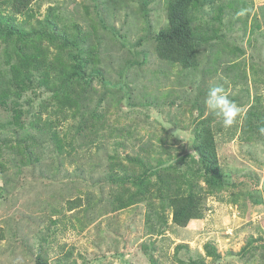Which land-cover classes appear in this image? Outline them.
Returning <instances> with one entry per match:
<instances>
[{
	"label": "rangeland",
	"instance_id": "374dc122",
	"mask_svg": "<svg viewBox=\"0 0 264 264\" xmlns=\"http://www.w3.org/2000/svg\"><path fill=\"white\" fill-rule=\"evenodd\" d=\"M167 12L168 0L0 4V264H264V0H194L188 68L157 57ZM52 28L90 74L64 96L55 74L76 50ZM217 84L241 108L229 127L205 103ZM204 123L216 185L192 149ZM162 151L169 175L130 197ZM177 196L198 209L180 224Z\"/></svg>",
	"mask_w": 264,
	"mask_h": 264
},
{
	"label": "trees",
	"instance_id": "16d2710c",
	"mask_svg": "<svg viewBox=\"0 0 264 264\" xmlns=\"http://www.w3.org/2000/svg\"><path fill=\"white\" fill-rule=\"evenodd\" d=\"M34 1L36 0H0V4L3 2L9 4L11 10L16 14H19L27 10ZM193 6L194 0H168V26L159 31L155 38L157 57L178 63L183 66V68L194 67L195 65L196 48H194L193 44H195L194 39L196 36V30L192 25L194 20L192 14ZM3 19L4 18L0 15V25L2 24ZM6 29L11 31L9 27ZM13 32L19 36L23 34V32H20L19 30H14L10 33ZM49 36L51 39L61 40V44L64 48L68 47L76 50V52L71 55L72 64L70 69L67 71H59L58 73L56 71L55 74L57 77L54 79L58 82V88L60 92L63 93L62 96H64L68 94V91H76L82 83H88L87 78L90 74L86 73L87 61L83 58L77 40L66 38L65 35L55 34L53 28ZM29 57L30 56L24 55L23 62H27ZM93 73L99 75L100 72L96 71ZM206 125L207 124H201L197 127L192 140V149L202 162L201 165L202 168H204L203 171L204 175H206L207 183L209 185H216L221 173L216 156L215 142L208 125ZM44 126H48V124H45ZM161 158L165 160H162ZM134 160H136V158H134ZM159 160V165L157 167L150 166L148 170H145L143 176H137V178L133 180L132 183L135 185L136 193L130 195V197L134 198L135 195L147 191V187L150 183L148 181L149 176L156 175L159 180L163 177L160 174V171H164L165 177L169 175V166L166 165L167 159L164 151L160 152ZM262 202L264 203V198ZM183 203H187L188 205L182 211L181 207L183 206ZM172 204L174 206L173 220L177 224L184 222L185 217H191L198 214V209L194 205H190L187 199L180 196L175 197L174 200H172ZM35 264H45V262L38 256L35 260Z\"/></svg>",
	"mask_w": 264,
	"mask_h": 264
},
{
	"label": "clouds",
	"instance_id": "9594fccd",
	"mask_svg": "<svg viewBox=\"0 0 264 264\" xmlns=\"http://www.w3.org/2000/svg\"><path fill=\"white\" fill-rule=\"evenodd\" d=\"M206 106L212 112H219L225 127L231 126L241 112L240 106L228 98L222 85L212 86L206 97Z\"/></svg>",
	"mask_w": 264,
	"mask_h": 264
}]
</instances>
